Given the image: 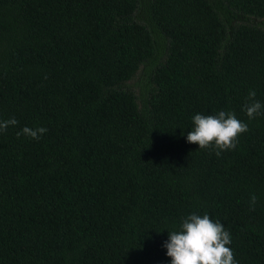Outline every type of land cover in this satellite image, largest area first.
Here are the masks:
<instances>
[{"label": "trees", "instance_id": "obj_1", "mask_svg": "<svg viewBox=\"0 0 264 264\" xmlns=\"http://www.w3.org/2000/svg\"><path fill=\"white\" fill-rule=\"evenodd\" d=\"M250 90L264 105V0H0V120L18 121L0 132V264H169L193 212L264 264ZM221 110L247 124L234 148L186 142Z\"/></svg>", "mask_w": 264, "mask_h": 264}, {"label": "clouds", "instance_id": "obj_2", "mask_svg": "<svg viewBox=\"0 0 264 264\" xmlns=\"http://www.w3.org/2000/svg\"><path fill=\"white\" fill-rule=\"evenodd\" d=\"M255 91H249V102L244 105L246 115L251 119L259 114L264 105L254 99ZM15 118L0 120V132L10 125L15 126ZM193 127L187 132L186 142L198 145V148L214 146L219 151L235 147L236 138L247 131V124L239 120L233 112L221 110L212 115L196 113L192 116ZM47 131L45 127L30 128L24 126L17 135H26L33 139L39 138ZM254 203L256 197H251ZM167 240L163 247L169 264H237L233 252L228 245L230 234L219 220L195 212L182 219L179 229L167 232Z\"/></svg>", "mask_w": 264, "mask_h": 264}, {"label": "rangeland", "instance_id": "obj_3", "mask_svg": "<svg viewBox=\"0 0 264 264\" xmlns=\"http://www.w3.org/2000/svg\"><path fill=\"white\" fill-rule=\"evenodd\" d=\"M139 79L140 78L138 76L137 79H135V80H133L132 82L129 83V85L133 88L134 91H136V93H139L140 89H141V88H139V85L142 83V81L139 82Z\"/></svg>", "mask_w": 264, "mask_h": 264}]
</instances>
